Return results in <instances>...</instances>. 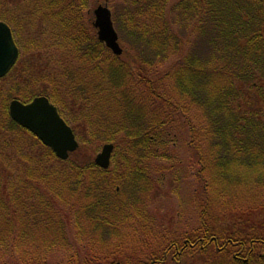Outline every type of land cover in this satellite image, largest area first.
I'll return each mask as SVG.
<instances>
[{
	"label": "trees",
	"instance_id": "16d2710c",
	"mask_svg": "<svg viewBox=\"0 0 264 264\" xmlns=\"http://www.w3.org/2000/svg\"><path fill=\"white\" fill-rule=\"evenodd\" d=\"M118 1L120 58L84 19V0H0V21L23 50L0 80V264H264L263 208L234 214L231 206L241 199L233 187L264 190V0ZM35 20L45 28L30 32ZM42 35V47L31 48L28 39ZM172 88L204 123V137L192 126L188 143L208 174L197 226L181 231V204L175 226H164L143 258L109 254L127 232L152 231L151 162L174 161L173 118L184 110ZM40 96L79 145L115 146L109 169L58 159L11 119L12 100ZM212 182L225 193L214 196Z\"/></svg>",
	"mask_w": 264,
	"mask_h": 264
},
{
	"label": "rangeland",
	"instance_id": "374dc122",
	"mask_svg": "<svg viewBox=\"0 0 264 264\" xmlns=\"http://www.w3.org/2000/svg\"><path fill=\"white\" fill-rule=\"evenodd\" d=\"M79 1V0H77ZM106 1L109 2V8L113 12V6L119 3L118 0H84L86 7H84L83 17L94 27L95 16L94 11L99 5H105ZM32 13V12H31ZM35 17L33 14H30L28 17ZM31 24H35V26L30 30V32L36 31L39 27L45 28L42 26L41 22L29 21ZM36 27V28H35ZM27 28V27H26ZM25 29V28H24ZM23 29V30H24ZM97 34L98 29L94 28ZM27 34L23 33L20 35V39L24 40L27 38L29 34V30L26 29ZM15 37V36H14ZM42 36L34 37L28 39V42L31 43V48H35V46H41L40 44H36L41 42ZM16 40V39H15ZM18 42V40H17ZM18 46L20 48V58L23 54L22 44L18 42ZM122 46V45H121ZM42 47V46H41ZM123 47V46H122ZM117 57V56H116ZM44 57L37 58L39 63H44ZM19 61V60H18ZM36 63V62H35ZM38 64V63H36ZM45 64V63H44ZM174 64V60L170 61V65ZM166 66V67H168ZM172 86H170L171 88ZM170 90V89H169ZM171 91V90H170ZM176 91L172 88L173 99L177 101V103L183 107L179 110V112L175 113L173 118V133L175 146L172 148V155L175 157L174 161H164L161 159H154L151 163L152 172L150 174V180L153 182L151 184L153 186L149 196H148V215H152L156 220H153V223L150 224L152 231L149 232L139 227L138 229H134L132 231L127 232L125 235L121 236L120 241L122 245L116 249V245H119L117 241L113 242L107 249L109 254L111 252L116 251V253H123L129 255L132 259H141L145 255H143V251L148 250L149 248H153L156 245L155 239H161V232L165 227H168L169 223L175 226L178 221L177 215L178 212L185 208L186 211V219L184 220V227H182L181 231L184 232L186 230H190L193 227L197 226L196 217L199 213V210L194 208V205L198 203L203 194L201 193V180L204 178L201 177L202 168L198 163V156L191 147L188 146L189 142H192V135L190 133L191 127L193 126L199 135L198 138H202L203 132L201 131L204 127V123L202 120L201 113L197 111L194 105L190 103H186L184 99L177 98L175 95ZM9 111V107H8ZM204 137V136H203ZM206 144V143H205ZM207 147L203 145V147ZM103 144L101 145H79V148L76 152L70 155V158L76 163H84V162H94L97 155L101 152ZM208 163V161H207ZM205 175V178L208 179V174ZM211 177V175L209 176ZM243 184H248V181ZM211 189H213L214 196H218L221 193H225L222 185L219 183H211ZM238 191L240 200H236L231 203V206L235 208L234 214L240 213L239 208L241 210L253 208V209H262L264 211V190L259 191L254 189L253 187L246 185H239L237 187H233L232 190ZM230 193L233 191H229ZM222 195V194H221ZM233 196V195H232ZM190 200L191 204L187 205L186 201ZM200 203V202H199ZM228 201H225L227 204ZM181 204L183 207L181 208ZM223 213V212H222ZM259 213V212H258ZM260 216L264 215L262 211L259 213ZM151 216V217H152ZM258 217H252V221H256ZM236 218L222 217L221 223L223 227H226V224L229 222H234ZM153 224V225H152ZM155 227V228H154ZM171 227V226H169ZM154 228V229H153ZM119 239V238H118ZM210 263V262H209ZM204 258L199 259L195 263L191 261L189 264H209Z\"/></svg>",
	"mask_w": 264,
	"mask_h": 264
},
{
	"label": "water",
	"instance_id": "95a60500",
	"mask_svg": "<svg viewBox=\"0 0 264 264\" xmlns=\"http://www.w3.org/2000/svg\"><path fill=\"white\" fill-rule=\"evenodd\" d=\"M94 16V26L98 29L99 41L115 56L121 57L123 48L119 43V35L108 5L98 6ZM19 56L20 50L10 26L0 21V79L10 73ZM9 115L14 122L29 130L62 161L68 160L70 154L79 148L72 128L60 116L58 109L44 96L37 97L29 103L12 100L9 104ZM113 152V144L103 145L101 152L95 158V164L102 169H108Z\"/></svg>",
	"mask_w": 264,
	"mask_h": 264
}]
</instances>
